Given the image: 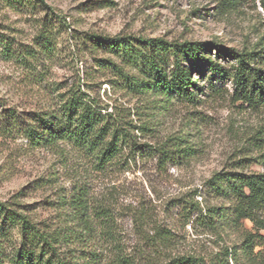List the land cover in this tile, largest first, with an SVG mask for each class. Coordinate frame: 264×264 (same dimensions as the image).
Instances as JSON below:
<instances>
[{"label":"trees","instance_id":"obj_1","mask_svg":"<svg viewBox=\"0 0 264 264\" xmlns=\"http://www.w3.org/2000/svg\"><path fill=\"white\" fill-rule=\"evenodd\" d=\"M242 1L220 0L231 10ZM258 1L264 13V0ZM0 4L28 14L36 28L29 47L0 31V56L20 61L28 72L43 61L61 58L59 39L68 29L65 18L44 0H0ZM75 45L77 54L68 49L62 59L73 65L76 55L89 54L93 63L83 72L84 77L77 75L65 85L51 83V103L41 109L18 110L0 98V132H17L34 147L56 149L64 157L73 152L101 173L126 169L142 158L164 170L169 165L187 164L202 152L190 132L198 128L196 121L184 119L181 129L162 133L165 117L175 107L196 105L201 96L219 95L228 85L230 91L223 90L233 104L264 112V35L241 48L216 41L97 34H86ZM97 78H105L112 88L134 98V106H115L109 111V104L99 95L103 81ZM247 141L254 149L264 148V119ZM233 164L212 173L203 183L208 196L218 203L188 199L183 212L186 217L196 212L195 221L217 236L228 227L237 231L244 221L250 222L258 231H244L242 252L249 258L264 257V234L259 233L264 230V160L251 155ZM253 164H259L261 170H249ZM74 176L70 191L60 189L47 203L51 213L44 217L36 215L33 203L22 202L23 190L9 200H0V261L131 264L117 238L110 203L93 197L86 177ZM41 180L33 183L39 186ZM139 212V221L148 223V213ZM145 240L153 248L165 249L177 241L170 228L160 225ZM236 247L237 243L231 250ZM156 264H203V259L181 251Z\"/></svg>","mask_w":264,"mask_h":264},{"label":"rangeland","instance_id":"obj_2","mask_svg":"<svg viewBox=\"0 0 264 264\" xmlns=\"http://www.w3.org/2000/svg\"><path fill=\"white\" fill-rule=\"evenodd\" d=\"M65 18L68 29L61 35V58L41 62L32 72L20 61L0 56V98L18 110L41 109L51 103L50 85H64L84 77L92 65L89 54L79 53L73 65L62 59L68 49L77 54L76 40L86 34L107 37H162L167 40L216 41L241 48L264 35V13L258 0H243L234 9L224 8L220 0H44ZM34 19L0 4V31L18 44L32 46ZM101 56V55H100ZM86 65V66H85ZM110 76L108 75L107 78ZM103 79L99 95L113 107L134 106V98L125 96ZM222 87L219 95L201 96L191 107H175L165 117L162 133L181 129L184 119L196 121L191 130L200 144L199 156L184 165H169L158 170L153 160L142 158L123 169L92 170L90 163L73 152L61 156L56 149L37 148L17 132H0V200L24 194L22 202L33 203L36 215L51 213L47 203L62 189L70 191L74 175L86 177L93 197L107 199L113 210L114 229L121 246L131 257V264H156L166 255L192 252L203 264H264V257L249 258L241 249L244 231H258L244 221L237 231L230 227L220 236L210 233L195 221L194 212L186 217L185 200L216 204L203 185L212 173L231 168L245 156L264 160V148L254 149L248 136L263 121L264 112L240 109ZM129 109V108H128ZM143 141V140H142ZM146 141V140H145ZM249 170H261L253 164ZM41 185L36 186V180ZM97 199V200H98ZM148 213L149 222L139 221V211ZM188 218V219H187ZM172 230L177 241L165 248H153L145 238L157 226ZM264 234V230H259ZM237 247L231 250L232 245ZM227 249V250H226ZM258 250V249H256ZM227 255H225V253ZM0 264H7L0 261Z\"/></svg>","mask_w":264,"mask_h":264}]
</instances>
